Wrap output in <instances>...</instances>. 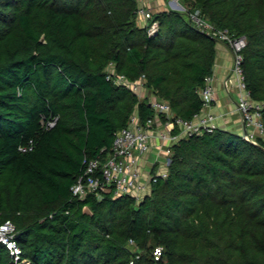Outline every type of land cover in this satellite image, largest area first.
Masks as SVG:
<instances>
[{"label": "trees", "instance_id": "trees-1", "mask_svg": "<svg viewBox=\"0 0 264 264\" xmlns=\"http://www.w3.org/2000/svg\"><path fill=\"white\" fill-rule=\"evenodd\" d=\"M181 3L152 11L149 33L136 0H0V224L14 223L19 261L264 264L261 134L259 145L218 126L180 135L140 200L72 192L84 159H104L133 112L144 124L153 116L152 96L174 116L201 111L223 40L213 30L245 37L244 82L264 103V0ZM111 62L146 94L108 78ZM15 259L0 241V264Z\"/></svg>", "mask_w": 264, "mask_h": 264}, {"label": "built area", "instance_id": "built-area-1", "mask_svg": "<svg viewBox=\"0 0 264 264\" xmlns=\"http://www.w3.org/2000/svg\"><path fill=\"white\" fill-rule=\"evenodd\" d=\"M147 0H136L137 17L145 20L149 33L156 31L158 21L151 20L152 9L145 5ZM167 7L172 9H185L181 0H166ZM193 19L201 26L211 31V26L201 19L198 15L192 14ZM218 33L233 51L232 73L236 78V88L238 89L237 108L242 114L244 124L251 137L256 134L264 136V120L263 108L264 103L251 97L250 91L244 82V74L242 70L243 54L242 49L246 45L244 36L234 37L223 30L214 31ZM113 64L112 62L109 64ZM108 65V78L118 83L128 85L135 92H140L142 87L141 79L130 81L122 74H116L113 68ZM231 78H226L224 87L229 91ZM200 94L204 100L203 109L195 114L192 118L186 119L181 116H174L170 104L161 99L151 97L150 105L153 108V116L149 118L146 124L141 123L137 112H133L128 119L126 126L116 130L109 154L101 159L99 157H86L84 159L86 166L82 174L72 185L73 195L84 197L88 193H95L101 196L103 192L112 191L114 194H130L137 200H140L150 190L151 180H156V176H166L167 170L157 171L156 173H148L145 177L141 169V158L149 152L154 144L152 137H159V148L166 155V165L170 162L172 153V144L178 140L180 135L189 136L203 131H213L218 125L216 123V115L210 109L212 101L215 99V90L212 83V77H206V84L201 88ZM206 110V111H205ZM167 118V123L164 122ZM56 119L49 121V125H54ZM175 127L177 132H173ZM0 241L3 242L10 253L16 258L15 264H28L27 261H19L18 257L21 252L19 245L15 240V225L7 219L0 224ZM131 243L132 239L129 240ZM162 246H156L153 249L155 258L161 255ZM139 254H136L138 257ZM133 263V258L129 264Z\"/></svg>", "mask_w": 264, "mask_h": 264}, {"label": "crops", "instance_id": "crops-1", "mask_svg": "<svg viewBox=\"0 0 264 264\" xmlns=\"http://www.w3.org/2000/svg\"><path fill=\"white\" fill-rule=\"evenodd\" d=\"M146 2H149V6L151 9L153 8V11L167 7L166 0H147ZM137 23L139 25H144L145 20L142 17H137ZM232 64L233 53L231 48L225 41H218L216 44V57L212 72V83L215 90V99L212 101L211 107L208 109V111L216 115V123L218 127L235 130L243 134V119L240 118L239 114H237L239 120L236 116V113H238L236 110L238 91L236 88V78L231 70ZM226 78L232 79L230 82L231 84L229 85V91H227L224 87V81ZM223 114L225 115V120L223 121L222 118L220 120V124H218V117H221L220 115ZM159 141V137L154 135L152 137V143L154 146L141 158V169L145 177H148V173L150 174V172L155 170H167V165L165 163L166 155L163 150L159 148Z\"/></svg>", "mask_w": 264, "mask_h": 264}, {"label": "rangeland", "instance_id": "rangeland-1", "mask_svg": "<svg viewBox=\"0 0 264 264\" xmlns=\"http://www.w3.org/2000/svg\"><path fill=\"white\" fill-rule=\"evenodd\" d=\"M183 4V3H182ZM145 5H147L149 8H150V6H149V2H146L145 1ZM167 5V4H166ZM168 6V5H167ZM152 11H153V8H152ZM137 20V19H136ZM231 51H232V49H231ZM232 53H233V51H232ZM234 54V53H233ZM110 64V63H109ZM113 64H111V65H109V67L110 68H113ZM237 91H238V89H237ZM146 92H147V89H146V87L142 84V87H141V89H140V92H139V94H140V97H143L145 94H146ZM236 106H237V103H236ZM237 110V112L238 113H236V116H237V114H239V116H240V118L241 119H243L242 118V114H241V112H240V110H238V108L236 109ZM221 117H218V120H217V122H218V124H220V120L223 118V121L225 120V115L223 114V115H220ZM238 117V116H237ZM238 120H239V117H238ZM167 121H168V119L167 118H164V122H166L167 123ZM244 122V121H243ZM49 123V122H48ZM262 138H264V136H262ZM155 171H157V170H155ZM147 176V175H146Z\"/></svg>", "mask_w": 264, "mask_h": 264}, {"label": "water", "instance_id": "water-1", "mask_svg": "<svg viewBox=\"0 0 264 264\" xmlns=\"http://www.w3.org/2000/svg\"><path fill=\"white\" fill-rule=\"evenodd\" d=\"M41 39L43 40V36L41 37ZM243 136H244L247 140L253 142L254 144H258V145H259V142H258L255 138H253V137H251V136L249 135L248 130H247L245 124H244ZM86 209L88 210V207H86Z\"/></svg>", "mask_w": 264, "mask_h": 264}]
</instances>
